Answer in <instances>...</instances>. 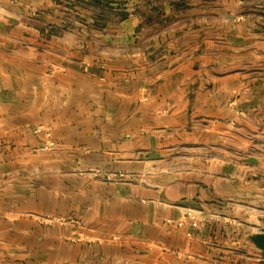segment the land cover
<instances>
[{
	"label": "crops",
	"instance_id": "0c3cea01",
	"mask_svg": "<svg viewBox=\"0 0 264 264\" xmlns=\"http://www.w3.org/2000/svg\"><path fill=\"white\" fill-rule=\"evenodd\" d=\"M259 231L264 0H0V264H264Z\"/></svg>",
	"mask_w": 264,
	"mask_h": 264
},
{
	"label": "built area",
	"instance_id": "2783aa9c",
	"mask_svg": "<svg viewBox=\"0 0 264 264\" xmlns=\"http://www.w3.org/2000/svg\"><path fill=\"white\" fill-rule=\"evenodd\" d=\"M54 142H51L53 145ZM207 217L201 214L200 211L196 209H187L184 215V218L178 221L179 225H183L185 222H188L193 227H200L205 221Z\"/></svg>",
	"mask_w": 264,
	"mask_h": 264
},
{
	"label": "water",
	"instance_id": "95a60500",
	"mask_svg": "<svg viewBox=\"0 0 264 264\" xmlns=\"http://www.w3.org/2000/svg\"><path fill=\"white\" fill-rule=\"evenodd\" d=\"M255 245L261 250L264 257V231H259L252 236Z\"/></svg>",
	"mask_w": 264,
	"mask_h": 264
}]
</instances>
